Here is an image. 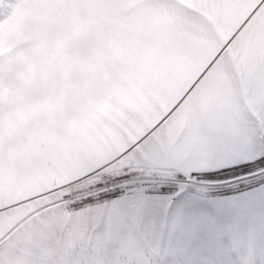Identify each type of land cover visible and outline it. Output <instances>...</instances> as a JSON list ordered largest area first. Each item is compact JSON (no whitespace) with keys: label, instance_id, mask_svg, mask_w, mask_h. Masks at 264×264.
Masks as SVG:
<instances>
[{"label":"snow or ice","instance_id":"1","mask_svg":"<svg viewBox=\"0 0 264 264\" xmlns=\"http://www.w3.org/2000/svg\"><path fill=\"white\" fill-rule=\"evenodd\" d=\"M0 264H264V0H0Z\"/></svg>","mask_w":264,"mask_h":264}]
</instances>
